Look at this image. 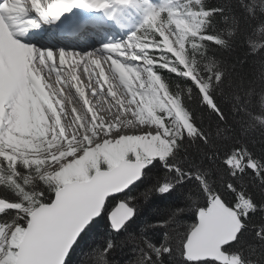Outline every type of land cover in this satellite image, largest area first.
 Here are the masks:
<instances>
[{"label": "snow or ice", "instance_id": "6c2138e0", "mask_svg": "<svg viewBox=\"0 0 264 264\" xmlns=\"http://www.w3.org/2000/svg\"><path fill=\"white\" fill-rule=\"evenodd\" d=\"M128 3L0 0V264H72L73 256L113 264L125 243L133 244L128 264H165L166 256L169 264H255L243 238L251 231L264 244V159L235 144L209 157L214 169L181 166L185 139L207 143L185 103L193 90L223 117L186 74L187 37L174 26L193 36L198 26L151 8L125 39L90 51L25 40L58 22L68 38L101 35L104 26L87 18L112 21L115 6ZM153 198L179 200L147 225L162 230L160 243L131 230L140 203Z\"/></svg>", "mask_w": 264, "mask_h": 264}, {"label": "trees", "instance_id": "16d2710c", "mask_svg": "<svg viewBox=\"0 0 264 264\" xmlns=\"http://www.w3.org/2000/svg\"><path fill=\"white\" fill-rule=\"evenodd\" d=\"M188 3L191 11L200 17V30L185 40L188 47L182 52L189 63L186 74L207 84L203 91L214 98L223 117L201 106L200 93L193 90L190 102L185 103L192 121L207 137V143H202L199 137L192 142L185 139L180 155L186 157V163L181 166L214 169L216 162L209 157L218 149L235 144L246 146L254 156L264 159V0H188ZM206 9L211 10L207 15ZM161 74L174 93L183 92V83L177 89L175 77L166 72ZM189 186L186 183L178 191ZM0 194H4L2 190ZM176 203H179L177 198L141 202L131 230L139 235L144 228L149 238L160 243L162 230L149 229L147 225L165 219ZM253 219L258 222L259 217ZM189 222L190 219L184 221ZM103 227L101 222L97 230L101 236ZM243 241L245 254L255 264H264V244L251 231ZM99 242V238L89 240L85 247ZM248 245H255V252L249 251ZM132 247V243H125L122 249L118 247L112 254L113 264H128L133 259ZM164 259L169 264V258ZM76 261L77 257L73 256L72 264Z\"/></svg>", "mask_w": 264, "mask_h": 264}, {"label": "bare ground", "instance_id": "6f19581e", "mask_svg": "<svg viewBox=\"0 0 264 264\" xmlns=\"http://www.w3.org/2000/svg\"><path fill=\"white\" fill-rule=\"evenodd\" d=\"M136 2H141V0H137ZM145 3H142L144 5ZM171 4V3H170ZM168 6H172L168 4ZM152 6H149L151 9ZM103 17V13L98 14V16L95 19L87 18L90 20H96ZM104 26V32L101 35L98 36H87L84 39L80 38H66V37H59L53 29H43L41 31H31L28 35L25 37L26 42H31L36 44L37 46L44 44V45H50L54 48L58 47H65L67 49H72L75 51H90L95 47H98L100 43L107 42V40L111 39L114 41L123 40L127 36V31H123V34L119 32V30L111 25L107 20L105 22L100 23ZM181 27V25H178ZM91 30V29H90ZM74 92V90H73ZM72 105L76 107L78 110L80 109V105L77 103L75 96L73 95L72 98Z\"/></svg>", "mask_w": 264, "mask_h": 264}, {"label": "rangeland", "instance_id": "374dc122", "mask_svg": "<svg viewBox=\"0 0 264 264\" xmlns=\"http://www.w3.org/2000/svg\"><path fill=\"white\" fill-rule=\"evenodd\" d=\"M137 0H131L130 3V12L128 16V21H126V28L128 31H131L133 28H135L137 25L141 23L142 16L145 12V10L150 9L149 6H152L151 8H158L165 12V19H168L169 14L175 13V18L180 20H186L188 21V24L196 27L197 33L200 30V17L196 15L193 11H191V7L189 6L188 0H141V2H136ZM140 1V0H139ZM142 3H145L142 5ZM172 6H168L171 5ZM177 29H180V36L183 39L184 37H187L188 35H191L187 32V26L179 27L178 25H175ZM182 52L183 49H180ZM196 76V75H195ZM199 80V78H196ZM200 85H202L204 88L206 87V83L202 80H199ZM9 198H13L9 195Z\"/></svg>", "mask_w": 264, "mask_h": 264}, {"label": "water", "instance_id": "95a60500", "mask_svg": "<svg viewBox=\"0 0 264 264\" xmlns=\"http://www.w3.org/2000/svg\"><path fill=\"white\" fill-rule=\"evenodd\" d=\"M129 4V3H128ZM128 4H125V5H128Z\"/></svg>", "mask_w": 264, "mask_h": 264}]
</instances>
